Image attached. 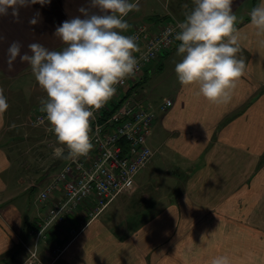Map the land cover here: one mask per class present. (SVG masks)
Returning a JSON list of instances; mask_svg holds the SVG:
<instances>
[{"label":"crops","instance_id":"0c3cea01","mask_svg":"<svg viewBox=\"0 0 264 264\" xmlns=\"http://www.w3.org/2000/svg\"><path fill=\"white\" fill-rule=\"evenodd\" d=\"M164 1L131 0L140 10L126 17L129 30L141 21L152 29L161 24L155 17ZM180 1L176 8L184 18V5L191 8L192 0ZM261 2L233 0L241 34L238 55L247 67L232 101L212 104L196 94V86H181L175 64L171 92L162 101H150L146 80L176 57L177 42L144 70L132 91L156 112L149 138L154 154L134 188L118 194L96 217L69 216L66 225L45 235L38 231L47 204L31 202L28 193L39 183L46 185L69 156L46 172L64 146L44 126L32 124L34 111L23 109L25 95L35 103L45 93L26 63L17 59L8 68L7 48L20 41L23 51L33 42L58 49L56 28L80 15L88 0L32 4L20 8L18 20L11 9L0 16V87L9 104L0 114V264H20L30 249H36L40 264H210L219 255H227L231 264H264V37L256 35L249 17ZM168 98L173 104L163 110ZM30 137L35 140L25 151ZM30 151L34 170L42 172L38 178L24 175L30 167L23 158ZM72 225L82 227L71 233Z\"/></svg>","mask_w":264,"mask_h":264},{"label":"clouds","instance_id":"9594fccd","mask_svg":"<svg viewBox=\"0 0 264 264\" xmlns=\"http://www.w3.org/2000/svg\"><path fill=\"white\" fill-rule=\"evenodd\" d=\"M51 0H0V16L11 14L17 20L20 8ZM233 0H192L182 21L174 29V40L179 42L174 71L183 87L196 86L197 95L212 104L228 105L234 90L246 73L245 60L239 57L241 34L238 17L233 12ZM77 15L62 22L55 36L58 49L42 43L24 45L12 41L7 48V65L11 70L19 59L26 63L39 88L45 93L39 100L41 118L49 124L56 141L67 149L70 158L87 156L92 150V120L117 92V86L134 77L140 70L137 58L141 49L126 17L139 11L138 2L131 0H88ZM250 24L256 35L264 37V0L249 13ZM30 19V24H35ZM4 37L0 35V42ZM264 43V41H261ZM9 107L0 87V114ZM64 148L57 154L63 155ZM210 264H231L227 255L215 256Z\"/></svg>","mask_w":264,"mask_h":264},{"label":"built area","instance_id":"2783aa9c","mask_svg":"<svg viewBox=\"0 0 264 264\" xmlns=\"http://www.w3.org/2000/svg\"><path fill=\"white\" fill-rule=\"evenodd\" d=\"M179 20H165L156 28L141 21L135 23L128 35L137 38L141 55L140 70L134 77L126 79L117 86V92L101 109L95 111L92 120V150L87 156L68 157L67 161L40 190L39 199L47 204V210L39 222L38 234L59 225H66L68 217L84 212L89 219L96 217L120 193L129 192L135 186L137 174L143 170L153 157L149 145L156 112L144 102L128 93V90L141 79L146 68L170 53L177 44L174 29ZM120 101V106L104 116L105 112ZM168 98L161 106L166 110L172 106ZM46 114L34 112L31 122L44 126L50 132ZM51 133V132H50ZM53 134V133H52ZM76 226L70 232L75 233ZM57 248L54 249V252ZM36 249H30L20 264H40Z\"/></svg>","mask_w":264,"mask_h":264},{"label":"rangeland","instance_id":"374dc122","mask_svg":"<svg viewBox=\"0 0 264 264\" xmlns=\"http://www.w3.org/2000/svg\"><path fill=\"white\" fill-rule=\"evenodd\" d=\"M185 1L189 2L188 0H185ZM179 2H181V1L180 0L179 1L178 0H174V1L165 0L164 2H162V4L159 5V10H160L159 16L157 15L155 17L156 19L155 18L154 19L156 21H158L159 23H162L165 20H180V21H182L183 16L180 17L181 12L178 11V9L176 8L178 6ZM178 60H179L178 56L176 55V57L174 59H170L167 62V64H166L167 66L164 69V71L158 70L155 74L151 75L148 80H146L145 88H147L150 92V101H155V102L156 101L157 102L162 101L171 92L172 83H173V80L175 77V75L172 74V70H173V66L175 64L174 61H178ZM25 101L27 102V106H25L26 109L25 108H23V109L27 110V112L30 109H31L30 110L31 112L32 111L36 112L37 110H39V107H40L39 101L38 102L35 101V103H32L33 101L31 102V100L29 99V97L27 95H25ZM31 104H33V106H31ZM25 126H26V128L31 129V126L29 127V125H26V124H25ZM34 140H35V138H34ZM34 140L32 137H30L28 142L23 147V150L27 151L29 147H32ZM42 144H43V146H42ZM42 144L40 145V147L45 149V147H47L46 146L47 143H45V144L42 143ZM36 156L41 158V154H39V153L36 154ZM23 160L27 161V163L29 165L27 168L30 167L29 171H28V169L27 170L25 169L24 175L26 174L25 175L26 178L29 176H33V177L38 178L42 172H40V171L36 172L34 170L36 164L34 162L35 156H34L33 151H30L29 155H26V157L23 158ZM53 170H55V169H53ZM53 170H51V172H53ZM44 185L45 184H43V183H39V185H37V187L35 189H33V191L28 193L30 195L31 202H36V200L39 199V192ZM81 227L82 226L76 227V230H77L76 232H78Z\"/></svg>","mask_w":264,"mask_h":264},{"label":"water","instance_id":"95a60500","mask_svg":"<svg viewBox=\"0 0 264 264\" xmlns=\"http://www.w3.org/2000/svg\"><path fill=\"white\" fill-rule=\"evenodd\" d=\"M67 157H68L67 150H64V154L59 155L58 158L49 166L46 172L48 173L52 168L58 166Z\"/></svg>","mask_w":264,"mask_h":264},{"label":"trees","instance_id":"16d2710c","mask_svg":"<svg viewBox=\"0 0 264 264\" xmlns=\"http://www.w3.org/2000/svg\"><path fill=\"white\" fill-rule=\"evenodd\" d=\"M139 83H140V81H139V82H136L133 86H131V87L129 88V90H128V93H132V91L135 90V88L137 87V85H138ZM119 106H120V101L117 102V103H115V104L112 106V109H111V110L105 112L104 116L109 115L111 112H113V111H114L115 109H117Z\"/></svg>","mask_w":264,"mask_h":264}]
</instances>
